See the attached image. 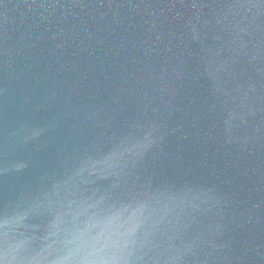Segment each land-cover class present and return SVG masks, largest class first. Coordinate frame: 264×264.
I'll use <instances>...</instances> for the list:
<instances>
[{
	"label": "water",
	"instance_id": "95a60500",
	"mask_svg": "<svg viewBox=\"0 0 264 264\" xmlns=\"http://www.w3.org/2000/svg\"><path fill=\"white\" fill-rule=\"evenodd\" d=\"M0 264H264V0H0Z\"/></svg>",
	"mask_w": 264,
	"mask_h": 264
}]
</instances>
